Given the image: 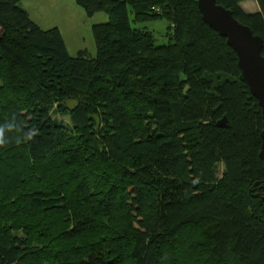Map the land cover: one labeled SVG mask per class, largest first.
Listing matches in <instances>:
<instances>
[{
    "label": "trees",
    "instance_id": "obj_1",
    "mask_svg": "<svg viewBox=\"0 0 264 264\" xmlns=\"http://www.w3.org/2000/svg\"><path fill=\"white\" fill-rule=\"evenodd\" d=\"M243 1L217 3L264 58V0ZM75 2L108 15L95 54L0 0V264H264L263 119L236 52L197 0ZM159 18L163 44L135 26Z\"/></svg>",
    "mask_w": 264,
    "mask_h": 264
},
{
    "label": "rangeland",
    "instance_id": "obj_2",
    "mask_svg": "<svg viewBox=\"0 0 264 264\" xmlns=\"http://www.w3.org/2000/svg\"><path fill=\"white\" fill-rule=\"evenodd\" d=\"M19 3L41 28L47 29L54 26L59 28L69 54L75 55L81 49L95 54L92 25L106 22L108 20L107 13L99 11L88 16L84 9L76 4L75 0H19ZM129 15L132 17L131 13ZM167 25L168 21L163 18L135 24L137 27H146L151 30L157 44L166 43ZM56 117L68 123L66 115L58 114Z\"/></svg>",
    "mask_w": 264,
    "mask_h": 264
},
{
    "label": "water",
    "instance_id": "obj_3",
    "mask_svg": "<svg viewBox=\"0 0 264 264\" xmlns=\"http://www.w3.org/2000/svg\"><path fill=\"white\" fill-rule=\"evenodd\" d=\"M197 7L202 19L236 52L239 78L251 94L257 99L261 108L263 129L259 157L264 160V58L261 54L263 40L253 34L251 29L238 20L232 11L217 3V0H197ZM226 117L218 121L217 126H226Z\"/></svg>",
    "mask_w": 264,
    "mask_h": 264
},
{
    "label": "crops",
    "instance_id": "obj_4",
    "mask_svg": "<svg viewBox=\"0 0 264 264\" xmlns=\"http://www.w3.org/2000/svg\"><path fill=\"white\" fill-rule=\"evenodd\" d=\"M241 7L248 12H257L259 10V7L254 0H245L241 2Z\"/></svg>",
    "mask_w": 264,
    "mask_h": 264
}]
</instances>
